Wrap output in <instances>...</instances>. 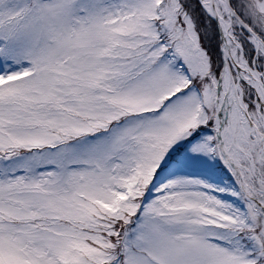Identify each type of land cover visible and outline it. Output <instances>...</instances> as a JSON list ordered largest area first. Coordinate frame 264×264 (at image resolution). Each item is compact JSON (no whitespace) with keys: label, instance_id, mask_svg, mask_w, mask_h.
Returning a JSON list of instances; mask_svg holds the SVG:
<instances>
[{"label":"snow or ice","instance_id":"6c2138e0","mask_svg":"<svg viewBox=\"0 0 264 264\" xmlns=\"http://www.w3.org/2000/svg\"><path fill=\"white\" fill-rule=\"evenodd\" d=\"M0 264H264V0H0Z\"/></svg>","mask_w":264,"mask_h":264}]
</instances>
